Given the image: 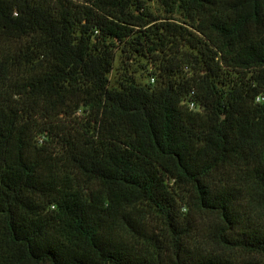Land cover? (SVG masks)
Here are the masks:
<instances>
[{
	"label": "trees",
	"instance_id": "trees-1",
	"mask_svg": "<svg viewBox=\"0 0 264 264\" xmlns=\"http://www.w3.org/2000/svg\"><path fill=\"white\" fill-rule=\"evenodd\" d=\"M158 1L0 0V264H264V0Z\"/></svg>",
	"mask_w": 264,
	"mask_h": 264
},
{
	"label": "rangeland",
	"instance_id": "rangeland-1",
	"mask_svg": "<svg viewBox=\"0 0 264 264\" xmlns=\"http://www.w3.org/2000/svg\"><path fill=\"white\" fill-rule=\"evenodd\" d=\"M144 5L148 11L152 12L155 15L165 16V14H167V12L165 11L166 8L158 0H144ZM177 16L180 17L177 14L174 15L175 18H178ZM126 67H130V71L131 69L138 70L137 72L135 71V78L138 82L144 83L146 81H150V76L147 75L145 72H142L141 70L139 71V67L136 63H134V59L132 57H129L127 59L124 54L120 55L119 51H117L113 69L109 74V80L111 85L116 84V82L122 76L124 68ZM151 68V64H148L147 70L149 71ZM132 74L134 75V72H132Z\"/></svg>",
	"mask_w": 264,
	"mask_h": 264
},
{
	"label": "built area",
	"instance_id": "built-area-1",
	"mask_svg": "<svg viewBox=\"0 0 264 264\" xmlns=\"http://www.w3.org/2000/svg\"><path fill=\"white\" fill-rule=\"evenodd\" d=\"M150 82H151V83L154 82V77H153V76H150ZM261 99H262V97H260V96L257 97V100H261ZM187 105H188V107H189L190 109H196V107H195V105H194L193 102H189V103H187Z\"/></svg>",
	"mask_w": 264,
	"mask_h": 264
}]
</instances>
